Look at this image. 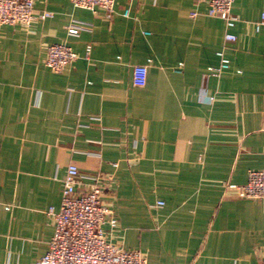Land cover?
<instances>
[{
  "label": "crops",
  "instance_id": "obj_1",
  "mask_svg": "<svg viewBox=\"0 0 264 264\" xmlns=\"http://www.w3.org/2000/svg\"><path fill=\"white\" fill-rule=\"evenodd\" d=\"M206 9L116 0L107 19L36 0L29 27L0 26V264L47 252V211L60 205L70 163L105 178L101 198L118 219L110 241L149 264H261L264 199L235 187L263 165L264 0H235L231 29ZM71 25L82 26L77 36ZM59 42L78 58L55 73L44 58ZM218 51L230 67L205 79ZM135 65L147 66L145 86L133 84Z\"/></svg>",
  "mask_w": 264,
  "mask_h": 264
},
{
  "label": "built area",
  "instance_id": "obj_2",
  "mask_svg": "<svg viewBox=\"0 0 264 264\" xmlns=\"http://www.w3.org/2000/svg\"><path fill=\"white\" fill-rule=\"evenodd\" d=\"M36 0H0V26L22 25L29 27L35 19L34 5ZM207 5L204 13L209 17L223 19L227 29H231L238 21L232 12L235 0H197ZM76 8L96 12L104 11L107 19L115 13L116 0H71ZM200 13L193 11L192 18ZM51 13L44 12L39 17L45 19ZM130 16V10L123 12ZM264 23V12L261 15ZM256 29L259 30L260 24ZM82 26L85 24H81ZM82 26L71 25L68 34L77 36ZM227 41H236L233 33L225 34ZM220 63L212 67L205 75L219 77L229 69L230 60L223 51H218ZM78 58L73 48L64 42L53 43L46 48L44 64L55 73L69 68ZM148 69L145 65L133 67L132 81L135 86H145ZM203 94V93H202ZM118 166V163H114ZM86 180L83 190H78L80 180ZM109 179V178H107ZM111 179V178H110ZM104 177L99 175H82L74 163L67 167L62 180L61 201L58 208L51 206L47 213L53 219L54 233L49 242L47 252L35 264H149L147 257L137 250H126L110 241V237L118 227V219L113 210L102 200ZM230 185L228 184L227 187ZM237 196L250 199H264V151L263 165L260 169H250L247 182L235 187ZM164 205L157 201L156 206ZM261 264H264V255Z\"/></svg>",
  "mask_w": 264,
  "mask_h": 264
}]
</instances>
